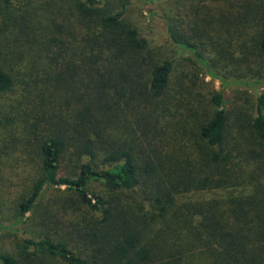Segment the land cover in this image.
Listing matches in <instances>:
<instances>
[{
  "label": "trees",
  "instance_id": "16d2710c",
  "mask_svg": "<svg viewBox=\"0 0 264 264\" xmlns=\"http://www.w3.org/2000/svg\"><path fill=\"white\" fill-rule=\"evenodd\" d=\"M48 5L39 21L32 9L21 17L30 32L14 30L46 77L53 109L41 175L19 210L23 220L47 187H65L57 216L71 231L26 238L0 264H264V90L242 104L216 91L215 81L230 78L208 58L198 24L164 17L172 44L211 82L179 78L174 60L154 57L128 18L132 0ZM229 5L224 22L243 21L233 39L254 25L264 60V6ZM14 85L0 65V95ZM69 153L74 178L60 175Z\"/></svg>",
  "mask_w": 264,
  "mask_h": 264
},
{
  "label": "rangeland",
  "instance_id": "374dc122",
  "mask_svg": "<svg viewBox=\"0 0 264 264\" xmlns=\"http://www.w3.org/2000/svg\"><path fill=\"white\" fill-rule=\"evenodd\" d=\"M102 1L116 4L120 0ZM244 1L264 6V0H238V3ZM132 2L129 20L148 41L156 59L175 61L177 77L187 75L192 78L200 74L206 82L212 80L210 76L199 73L188 61L190 53L181 52L172 44L164 17L176 18L191 28L198 24L207 31L203 40L206 54L216 63L220 74L228 75L231 81L225 86L217 80L213 88L223 90L228 101L236 103L240 100L242 104L247 94L263 92L264 85L253 84L264 75V60L256 47L258 31L254 25L246 24L236 40L233 39L234 29L243 21L238 17L230 23L224 22L223 16L230 15V0L221 3L160 0L154 5L136 0ZM49 3H54V0H0V65L10 71L15 81L13 90L0 95V253L17 255L26 238L41 235L68 237L71 231L68 225L59 223L57 216L64 214L59 203L69 194L65 187H47L35 208L23 220L19 210L21 202L30 194L34 182L41 175V142L50 133L47 118L53 109L49 104L52 98L49 97L51 89L46 86V77L39 69L33 68V57L27 53L29 48L14 30L18 26L22 33L23 29L30 32L28 27L25 28L26 24L31 25L30 21H23L21 17L32 9L30 12L37 19L36 16L48 8ZM153 9L154 15L150 12ZM10 17L19 19V22L9 21ZM11 22V27L7 29V23L10 25ZM205 89L208 91L212 86H205ZM78 164L70 153L67 154L62 160L60 175L74 178ZM83 243L87 245L85 241Z\"/></svg>",
  "mask_w": 264,
  "mask_h": 264
}]
</instances>
